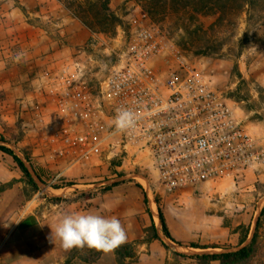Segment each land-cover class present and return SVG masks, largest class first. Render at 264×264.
<instances>
[{
  "label": "rangeland",
  "instance_id": "obj_1",
  "mask_svg": "<svg viewBox=\"0 0 264 264\" xmlns=\"http://www.w3.org/2000/svg\"><path fill=\"white\" fill-rule=\"evenodd\" d=\"M153 1L0 0V145L10 148L33 174L25 160V155L30 157L45 170L49 184L33 175L37 188L32 187L15 161L0 151V264L44 262L45 253L30 247L37 232L35 219L39 233L44 232L52 203L47 195H54V186H80V196L91 199L126 181L146 189L156 203L164 264H218L191 257L237 251L255 232L254 253L241 264H264V165L228 182L168 194L155 184L153 171L134 169L128 160L72 164L53 158L44 144L50 110L42 79L45 63L78 61L85 68L84 86L95 95L125 49L132 19L144 17L207 76L264 145V11L246 21L244 13L226 16L207 7L174 6L171 0L150 7ZM160 215L174 241L164 236ZM127 249L134 258V249ZM99 254L74 248L63 264L68 258L72 264L90 263Z\"/></svg>",
  "mask_w": 264,
  "mask_h": 264
},
{
  "label": "built area",
  "instance_id": "obj_2",
  "mask_svg": "<svg viewBox=\"0 0 264 264\" xmlns=\"http://www.w3.org/2000/svg\"><path fill=\"white\" fill-rule=\"evenodd\" d=\"M131 27L95 95L86 90L78 61L45 63L50 110L43 140L50 155L78 165L128 160L134 169L153 171L168 194L228 182L264 165V145L207 76L144 17L132 19ZM122 108L136 123L120 132L113 120Z\"/></svg>",
  "mask_w": 264,
  "mask_h": 264
},
{
  "label": "crops",
  "instance_id": "obj_3",
  "mask_svg": "<svg viewBox=\"0 0 264 264\" xmlns=\"http://www.w3.org/2000/svg\"><path fill=\"white\" fill-rule=\"evenodd\" d=\"M71 187L77 188L65 191ZM79 187L72 185L60 190L53 189L54 195H47L52 203L50 211L46 214L43 234L39 233L41 225L35 219L34 226L37 232L30 248L31 251L45 253L42 264L64 263L69 251L62 248L60 241L55 238L54 230L63 215L73 212L94 213L105 217L116 216L121 221L127 233V242L121 246L128 245L136 253L134 258H124L122 264H164L166 253L159 245L161 239L157 230L156 203L150 198L146 189L138 188L135 183L126 181L104 193L93 194L91 199H85L80 196L82 191L78 189ZM57 198L62 199L60 202H55ZM154 226L158 239L153 237ZM33 238L31 237L30 240ZM84 264H119L118 255L116 251L102 252L96 261Z\"/></svg>",
  "mask_w": 264,
  "mask_h": 264
},
{
  "label": "trees",
  "instance_id": "obj_4",
  "mask_svg": "<svg viewBox=\"0 0 264 264\" xmlns=\"http://www.w3.org/2000/svg\"><path fill=\"white\" fill-rule=\"evenodd\" d=\"M162 1H163V4H165L169 0H162ZM162 1L155 0L151 2L150 7H159ZM171 1L174 6L178 5L179 7H207L208 11L210 10L214 13L218 12L226 16L227 14L228 15L231 14V12H235V14L238 12L239 14L244 13L246 15V21H250L255 12L264 11V0H171ZM226 7H228V9H226ZM197 12H198V9H197ZM0 151L7 154L15 161V163L19 166L20 170L25 175V177L28 179V182L32 187L37 188V184L34 181L33 175L38 179V181L41 184L49 185L48 181L45 178V170L42 167L36 165L30 157L25 155V160L29 164L33 174H31L30 170L27 168L23 160H21V158H19L10 148L0 145ZM113 186H115V184H113L112 186L106 187L105 190L108 191ZM137 186L141 188L139 184ZM53 188L59 189L62 187L54 186ZM263 215H264V207L261 210L260 216H263ZM160 218H161L162 231H163L164 236L170 239L171 241H174L167 229L163 216L160 215ZM153 230H154L153 237L155 239L156 238L158 239L155 226L153 227ZM256 239H257V232H255V234L253 235L251 242L249 244H247L246 246L242 247L241 249L237 251L219 253V254L194 255L191 258L200 259V260H203L204 262H209V263L214 262L218 264H241L249 260L251 256L253 255ZM127 248H129L128 245L120 246L115 250L119 259H121L123 256L131 257V254L128 252ZM194 248L207 249V247H199V246H194ZM70 252H73V249ZM99 256L100 254L92 262L96 261ZM119 261H120L119 264H122V260H119ZM65 264H72V259L68 258Z\"/></svg>",
  "mask_w": 264,
  "mask_h": 264
},
{
  "label": "clouds",
  "instance_id": "obj_5",
  "mask_svg": "<svg viewBox=\"0 0 264 264\" xmlns=\"http://www.w3.org/2000/svg\"><path fill=\"white\" fill-rule=\"evenodd\" d=\"M251 49L256 50L255 47ZM113 123L117 131L123 132L135 126L136 116L131 110L118 109ZM54 235L66 251L88 248L111 253L127 242L126 230L116 216L105 217L94 213L73 212L63 215L55 227Z\"/></svg>",
  "mask_w": 264,
  "mask_h": 264
},
{
  "label": "bare ground",
  "instance_id": "obj_6",
  "mask_svg": "<svg viewBox=\"0 0 264 264\" xmlns=\"http://www.w3.org/2000/svg\"><path fill=\"white\" fill-rule=\"evenodd\" d=\"M55 193L60 194L61 192H55Z\"/></svg>",
  "mask_w": 264,
  "mask_h": 264
}]
</instances>
